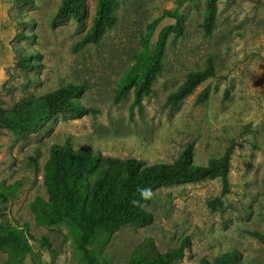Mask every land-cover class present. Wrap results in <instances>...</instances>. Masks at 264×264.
<instances>
[{
    "label": "rangeland",
    "instance_id": "obj_1",
    "mask_svg": "<svg viewBox=\"0 0 264 264\" xmlns=\"http://www.w3.org/2000/svg\"><path fill=\"white\" fill-rule=\"evenodd\" d=\"M83 1L77 21L55 16L60 0H0V107L11 109L67 79L84 85L80 100L94 109L55 112L24 137L0 129V222L23 227L45 264H86L70 228L37 224L29 207L35 196L47 198L42 170L52 143L68 140L104 156L146 162H170L192 143L193 159L206 162L234 139L222 207L208 205L220 194L219 178L161 186L147 206L149 224H125L108 237L97 235L88 247L99 264H126L132 255L153 257L188 236L190 245L174 264L212 259L219 248H234L237 264H264V244L249 234L264 232V0H217L208 34L206 0H117L115 20L99 41L74 51L97 3ZM166 12L180 16L184 28L167 32L151 93L136 105L131 85L116 98L122 77L135 67L147 25ZM30 52L34 67L23 71L18 56ZM208 60L215 74L171 107L168 94ZM204 89L208 98L196 103ZM0 264L18 263L0 250ZM20 264L31 263L26 258Z\"/></svg>",
    "mask_w": 264,
    "mask_h": 264
},
{
    "label": "trees",
    "instance_id": "obj_2",
    "mask_svg": "<svg viewBox=\"0 0 264 264\" xmlns=\"http://www.w3.org/2000/svg\"><path fill=\"white\" fill-rule=\"evenodd\" d=\"M216 1L206 0L204 28L207 34L211 31ZM116 3L117 0H97L91 24L73 46L74 51L99 41L106 27L115 20ZM83 11V0H60L55 16L80 21ZM183 28L182 18L170 12L147 25L135 67L122 77L116 98L125 95L133 85V103L141 104L142 98L151 93L152 84L161 72L160 57L167 32L173 30L180 34ZM34 58V53H24L18 56L16 64L28 71L34 67ZM135 69L140 70L138 78L133 75ZM214 74L211 60L203 68L188 72L184 81L168 94L167 103L171 107L178 106L201 82ZM83 90L81 83L60 79L56 87L41 94L30 93L11 109L0 107V129L7 128L24 137L37 131L55 112L76 115L94 112L80 100ZM207 98L208 90L204 89L196 103ZM234 148L235 140L231 139L222 154L198 162L193 159V144L187 143L170 162H146L136 157H108L85 145L73 146L68 140L57 141L51 144L43 164L42 180L47 198L37 195L29 207L37 224H66L86 264H99L88 247L91 241L97 235L108 237L125 224H149L152 213L147 206L152 201L153 191L161 186L219 178L220 194L208 205L212 210L222 207V198L230 192L228 174ZM249 234L264 244V232L250 230ZM40 240L47 245L43 237ZM189 245L190 239L185 236L175 248L153 257L132 255L126 264H174ZM0 250L6 251L14 263L20 264L29 258L31 264H45L40 252L32 248L25 229L5 221L0 222ZM238 260L234 248H219L212 259L201 258L197 264H237Z\"/></svg>",
    "mask_w": 264,
    "mask_h": 264
}]
</instances>
